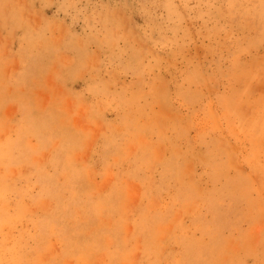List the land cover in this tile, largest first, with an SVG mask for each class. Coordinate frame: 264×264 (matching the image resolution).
<instances>
[{"label": "rangeland", "instance_id": "374dc122", "mask_svg": "<svg viewBox=\"0 0 264 264\" xmlns=\"http://www.w3.org/2000/svg\"><path fill=\"white\" fill-rule=\"evenodd\" d=\"M0 264H264V0H0Z\"/></svg>", "mask_w": 264, "mask_h": 264}]
</instances>
